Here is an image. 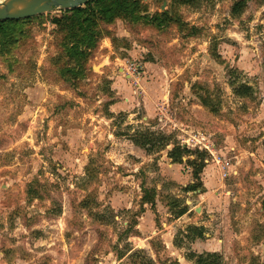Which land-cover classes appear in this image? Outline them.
<instances>
[{"label": "rangeland", "instance_id": "1", "mask_svg": "<svg viewBox=\"0 0 264 264\" xmlns=\"http://www.w3.org/2000/svg\"><path fill=\"white\" fill-rule=\"evenodd\" d=\"M142 4L185 27L104 26L77 86L54 75L60 10L0 58V264H264V0ZM174 145L203 155L201 190Z\"/></svg>", "mask_w": 264, "mask_h": 264}, {"label": "trees", "instance_id": "2", "mask_svg": "<svg viewBox=\"0 0 264 264\" xmlns=\"http://www.w3.org/2000/svg\"><path fill=\"white\" fill-rule=\"evenodd\" d=\"M172 1L179 4H191L194 2V0ZM241 6L242 1L234 5L233 10L236 12L235 14L239 13ZM143 11L142 0H90L84 7L59 11L60 15L55 16L52 23L56 27V47L59 51L56 63H60V60L63 62L62 65L54 66V75L65 84L70 83L73 86H77L81 80L85 79L88 75L87 62L93 56L104 35L109 36L112 34L104 26L112 25L116 20H124L131 27L151 28L160 32H165L172 25H177L181 30L185 27L174 14L168 11L152 15H148ZM25 20L0 21V58L6 63L8 71H13L14 66L18 63V59L12 56V50L17 45V35L23 32ZM112 40L115 42L116 39ZM233 88L237 97L248 98L251 96L252 90L247 85H239ZM144 138L146 137L143 136V140L141 139L142 141L139 143L148 152L154 147L165 148L168 146V141L165 139L154 141L151 135L147 137L149 139ZM192 154L190 149L182 148L179 145H174L168 152V158L173 164H182L184 158L187 157V162L194 167V183L184 189L186 193L196 192L203 188L200 178L204 169L203 155L200 153L199 157L190 161L189 158ZM142 192L144 194L142 203L153 204V193L144 190L143 187ZM34 194L37 196V193ZM262 210L264 212V201L262 202ZM187 211V207H184L179 212V215L182 216ZM190 230L191 238L203 237L202 228L193 227ZM197 264H206L205 259L202 256H198Z\"/></svg>", "mask_w": 264, "mask_h": 264}, {"label": "water", "instance_id": "3", "mask_svg": "<svg viewBox=\"0 0 264 264\" xmlns=\"http://www.w3.org/2000/svg\"><path fill=\"white\" fill-rule=\"evenodd\" d=\"M90 0H0V21H17L38 17L55 10L84 7Z\"/></svg>", "mask_w": 264, "mask_h": 264}, {"label": "crops", "instance_id": "4", "mask_svg": "<svg viewBox=\"0 0 264 264\" xmlns=\"http://www.w3.org/2000/svg\"><path fill=\"white\" fill-rule=\"evenodd\" d=\"M185 160V159H184ZM192 184V183H191Z\"/></svg>", "mask_w": 264, "mask_h": 264}]
</instances>
